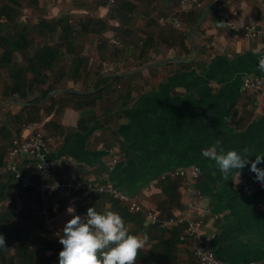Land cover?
I'll return each instance as SVG.
<instances>
[{
    "label": "crops",
    "instance_id": "crops-1",
    "mask_svg": "<svg viewBox=\"0 0 264 264\" xmlns=\"http://www.w3.org/2000/svg\"><path fill=\"white\" fill-rule=\"evenodd\" d=\"M198 1L180 6L179 0H114L109 6L101 0H2L0 24L9 36L0 39L12 35L27 44L24 52H14L16 66L25 68L23 59L35 57L40 47L58 46L59 53L35 67L47 79L27 100L7 96L13 81L0 68V130L13 138L32 127L44 136L51 158L70 156L73 163L52 179L95 183L108 174L143 211L162 217L184 209L187 190L182 179L160 180L156 171L199 167L195 187L206 212L205 230L213 236L212 253L225 264L264 263V215L256 209L264 202V190L253 196L240 192L255 177L251 164L241 170L236 185L201 155L217 140L225 152L247 149L253 162L264 155V99L241 92L244 76H264L260 55L253 52L260 48L264 54V33L258 40L239 34L250 22L264 32V0ZM162 17L180 21V27H160ZM223 19L235 23L237 36ZM65 24L70 34L63 33ZM32 78L26 71L25 81ZM48 88V96L33 104ZM53 91L59 92L49 96ZM32 109H37L35 117ZM12 138L0 135V161ZM124 151L135 157L123 161ZM112 157L119 161L108 172ZM19 164L26 176H35L30 160ZM257 166L264 169V163ZM38 206L35 192L22 190L9 176L0 180V234L7 247H0V264H59V239L72 219L69 206L81 216L90 207L118 212L133 234L147 235L136 264H201L190 244L180 240L181 227H150L141 213L129 212L109 195L79 202L71 194L55 195L48 208L52 229L33 214Z\"/></svg>",
    "mask_w": 264,
    "mask_h": 264
},
{
    "label": "built area",
    "instance_id": "built-area-1",
    "mask_svg": "<svg viewBox=\"0 0 264 264\" xmlns=\"http://www.w3.org/2000/svg\"><path fill=\"white\" fill-rule=\"evenodd\" d=\"M93 1V0H89ZM107 5L112 6L114 0H101ZM180 6L188 4H199L198 0H179ZM158 25L164 27L173 25L180 27V21L167 20L159 18ZM228 27L237 36L239 28L231 20L225 21ZM261 30L257 29L254 23H247L239 34L243 39L258 40L263 36ZM114 44H117L114 42ZM241 92L254 93L260 99H264V76L253 77L246 75L242 78ZM256 107V104L254 105ZM26 134L14 137L10 143L5 157L0 164V180L4 177H11L22 190L33 191L38 195L39 206L34 211V215L39 217L42 224L48 228H53L49 217L50 200L57 194H71L75 196L77 202L81 201L85 196L95 197L101 195H109L113 200L125 205L131 213H141L143 219L148 226L156 227L159 230H170L173 227H181L182 233L179 236L183 242H188L192 248L194 257L201 264H225L224 261L218 259L210 249V242L213 236L207 234L204 226V218L206 216L205 208L201 202V196L196 189V183L202 175L201 169L197 166L175 169L167 171L159 176L160 180L182 179L186 185V201L183 210L169 216L162 217L156 211H143L141 206L125 191L116 187L109 180L108 174L103 176L95 183L85 182L79 177L70 180L56 181L52 179L62 166L67 163H73L72 158L68 155H59L50 157V149L44 136L40 131L27 126ZM28 159L33 163L35 168V176L28 177L19 169L20 162ZM20 161V162H19ZM119 157H112L107 163L108 172L114 169L118 163ZM264 190V185L251 177L246 180L240 187V192L244 196L254 195ZM257 211L264 215V202L256 207ZM248 264H264L263 262H253Z\"/></svg>",
    "mask_w": 264,
    "mask_h": 264
},
{
    "label": "clouds",
    "instance_id": "clouds-1",
    "mask_svg": "<svg viewBox=\"0 0 264 264\" xmlns=\"http://www.w3.org/2000/svg\"><path fill=\"white\" fill-rule=\"evenodd\" d=\"M253 52L260 55L258 67L264 72V54H261L260 48ZM201 155L215 162L225 181L231 175L236 185L241 183V170L251 164L250 171L264 185V169L257 166L264 163V155H256L253 162L248 159L250 155L247 149L243 154L237 150L225 152L219 140L215 146L202 150ZM67 214L72 219L66 223L59 239L63 245L59 264H136L139 253L147 247V235L133 234L118 212L107 209L98 212L96 207H90L86 216H81L76 214L74 207L69 206ZM0 247L7 248L2 234Z\"/></svg>",
    "mask_w": 264,
    "mask_h": 264
},
{
    "label": "trees",
    "instance_id": "trees-1",
    "mask_svg": "<svg viewBox=\"0 0 264 264\" xmlns=\"http://www.w3.org/2000/svg\"><path fill=\"white\" fill-rule=\"evenodd\" d=\"M66 24L63 26V33L64 34H68V33L70 34V32H71L70 28ZM7 35L9 36V34H7ZM11 36L9 38H6V39L5 38L0 39V42H2V44H3V46H1L2 47L1 49L3 50V52L0 55V68L5 69L8 73V76L13 81L11 86L8 87L6 90L7 96L11 97L13 99L14 96L17 95L19 98H25L27 100L28 98H30L29 96L32 95V94H30V92H34V90H33L34 87H39L47 79V77L45 75H42V73L38 69H36L35 67H37V66L40 67V65H43V64L47 65L49 60L54 61L56 55H58V53H59L58 52L59 47L58 46H56L54 48L46 47V46L40 47L38 49L37 53L35 54V57L23 59L26 62V67L24 68V67L16 66L15 64H13V60H14L13 54L16 50H23V52H24L26 50L27 44H25V43L21 44L18 40L13 39V37H11ZM67 51H69L68 48H67ZM26 71H32L33 78L31 79V81H25L26 79H24V75H25ZM23 82L26 84H24ZM51 90H52V88H48L47 90L43 91L40 100L41 101L44 100L48 96V93ZM40 100L34 99L33 104L40 103ZM14 118H15V121L17 122L20 120V115L18 114ZM23 123L24 122H21V124H23ZM3 131L6 132V129L5 128L1 129L0 135H2V136L5 135V137L8 136L9 138H12V135L10 133L9 134L7 133V135H6V133H4ZM15 133L17 135H19V133H17V132H15ZM17 135H14V137H17ZM181 155H183V157H184V154H181ZM134 157L135 156L132 155V157L130 158L129 155L127 154V152H125V151L122 154V159H124L123 161L129 162ZM191 160H192L191 157L186 158V164L191 163ZM1 162L2 161H0V164H1ZM129 170L130 169H128L124 172H128ZM169 171H172V170H169ZM166 172L167 171L159 170V171H156V173L154 175L160 176L161 174L166 173ZM166 180H169V179H166ZM151 227H153V226H151ZM154 228H156V227H154Z\"/></svg>",
    "mask_w": 264,
    "mask_h": 264
},
{
    "label": "rangeland",
    "instance_id": "rangeland-1",
    "mask_svg": "<svg viewBox=\"0 0 264 264\" xmlns=\"http://www.w3.org/2000/svg\"><path fill=\"white\" fill-rule=\"evenodd\" d=\"M2 0H0V5L2 4V2H1ZM26 5L24 4V3H22L21 4V7L22 8H24ZM20 12V11H19ZM17 13H18V11H17ZM21 13H23L22 11H21ZM29 22H31V21H28V23ZM5 34H7L6 33V31H5V29H4V27L3 26H1V24H0V37H3V36H5ZM32 35V34H31ZM34 44H35V42H33ZM17 60H19L18 58L16 59V57H14V60H13V64H18L17 63ZM3 70H0V75H2V74H4V71L2 72ZM41 96H42V92H40V95H39V97H38V100H40L41 99ZM2 100H4L3 98H2ZM7 110H9V109H7ZM10 111V110H9ZM31 111V115H32V117H35L37 114H36V111H37V109H32V110H30Z\"/></svg>",
    "mask_w": 264,
    "mask_h": 264
},
{
    "label": "water",
    "instance_id": "water-1",
    "mask_svg": "<svg viewBox=\"0 0 264 264\" xmlns=\"http://www.w3.org/2000/svg\"><path fill=\"white\" fill-rule=\"evenodd\" d=\"M222 24L225 25V19L222 20ZM59 91H53L49 94V96H53L55 94H57ZM63 92H71V91H63Z\"/></svg>",
    "mask_w": 264,
    "mask_h": 264
}]
</instances>
